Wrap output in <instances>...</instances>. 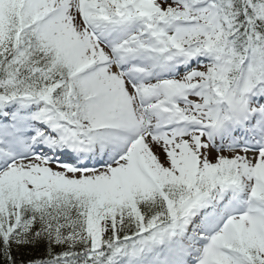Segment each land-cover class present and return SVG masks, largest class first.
Masks as SVG:
<instances>
[{"label":"snow or ice","instance_id":"obj_1","mask_svg":"<svg viewBox=\"0 0 264 264\" xmlns=\"http://www.w3.org/2000/svg\"><path fill=\"white\" fill-rule=\"evenodd\" d=\"M0 264H264V0H0Z\"/></svg>","mask_w":264,"mask_h":264}]
</instances>
